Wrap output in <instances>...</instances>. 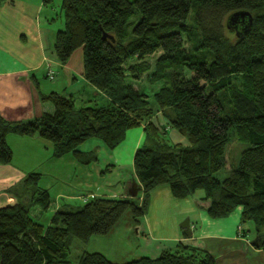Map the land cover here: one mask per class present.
Returning a JSON list of instances; mask_svg holds the SVG:
<instances>
[{"label": "trees", "instance_id": "1", "mask_svg": "<svg viewBox=\"0 0 264 264\" xmlns=\"http://www.w3.org/2000/svg\"><path fill=\"white\" fill-rule=\"evenodd\" d=\"M44 3L52 8L54 0ZM59 6L64 27L56 34V55L67 63L82 48L83 75L104 100L76 106L74 97L52 91L41 98L53 112L26 121L0 114V163L12 160L11 133L39 136L52 143L54 156L72 154L89 164L97 155L81 144L97 138L114 150L129 129L144 125L145 141L122 181L138 193L90 197L76 209H58L45 226L31 209L47 210L51 195L38 185L40 173H28L18 202L0 207V264H217L208 250L184 242L157 258L126 263L86 250L72 256L75 242L84 247L93 236L108 235L126 212L138 226L152 191L163 184L177 198L203 190L213 218L242 207L241 224L254 225L255 245L264 248V0H61ZM192 8L196 24L188 22ZM136 9L140 19L129 31ZM237 11L251 16L238 29L228 26ZM203 48L212 51L211 62L193 59ZM156 52L152 67L148 58ZM184 69L194 74L188 77ZM146 72L150 87L157 85L152 94L138 84ZM159 111L188 145L172 142L167 129L153 122ZM234 138L245 148L221 179Z\"/></svg>", "mask_w": 264, "mask_h": 264}, {"label": "crops", "instance_id": "2", "mask_svg": "<svg viewBox=\"0 0 264 264\" xmlns=\"http://www.w3.org/2000/svg\"><path fill=\"white\" fill-rule=\"evenodd\" d=\"M50 8L44 0L0 2V114L7 120L26 121L44 112H53V104L41 98L42 94L52 91L63 90L64 95L75 98L76 106L79 102L89 105L104 100L103 93L83 75L81 53L76 50L67 63L58 59L54 49L57 32L48 29L49 23L55 19L54 9ZM49 65L56 69L55 78L62 74L67 85L58 87L47 82L51 80L48 78ZM153 122L167 129L172 142L189 144L184 135L170 126L161 111L154 116ZM145 138L144 125L129 129L126 138L113 150L107 170L133 167L135 151ZM6 139L13 157L9 163H0V207L16 204L21 192L20 182L30 172L44 171V165L71 162L75 169L79 164L86 165L72 154L54 156L53 145L39 136L11 133ZM227 167L230 168V165ZM87 172L84 171L83 181L69 182L70 186L74 184L77 188L73 185L68 192L53 193L47 188L51 204L45 211H52L51 216H45L40 206L31 209L32 215L49 226L58 209H76L86 204L91 195L126 197L136 191L134 184L120 181L117 185H102L104 172L101 168L98 171L101 178H95L96 189L92 190ZM195 196L196 193L177 198L168 185H159L152 191L148 210L138 226L131 213L126 212L108 235L93 236L85 250L101 252L116 263H126L143 256L157 258L164 250L173 249L177 243L184 242L205 248L215 256L217 264H264V248L255 245V230L249 223L241 224L242 207L236 208L228 216L213 218L205 209L208 202L202 200L203 196ZM186 217L190 218L192 235L181 227ZM240 225L244 232L238 230Z\"/></svg>", "mask_w": 264, "mask_h": 264}, {"label": "rangeland", "instance_id": "3", "mask_svg": "<svg viewBox=\"0 0 264 264\" xmlns=\"http://www.w3.org/2000/svg\"><path fill=\"white\" fill-rule=\"evenodd\" d=\"M60 2L61 0H54V4L52 9H54L53 12V16L55 17L54 20H52L51 23H49L50 25L48 26V29H53L55 32H57L59 29L64 27V17H63V13L61 12L60 9ZM51 9V8H50ZM140 19V12L138 9H136L135 13L133 14L132 18H131V23L128 25V30L131 31L132 28L134 27V25L138 22V20ZM188 22L189 23H194L195 22V14H194V10L192 8L189 18H188ZM77 53H81V57H82V48L77 50ZM160 54V52H156L155 54H153L152 56H150L148 58V60L150 61L152 67H154L156 59L158 57V55ZM194 54H196L193 59H206L207 61L211 62L213 59V53L211 50L203 48L200 51L197 50L194 52ZM182 72V69H181ZM149 73L151 72H146L144 74H142V78L141 81L138 82V84L140 86H143L150 94L153 93V87H155V89L157 88V85H151V83L147 82V78L146 76L149 75ZM183 73L188 76L191 77L194 72L188 70V69H184ZM48 83H54L55 85H57L58 87H62L66 84V79L64 78V76L61 74L59 75L58 78H54L51 80L47 81ZM62 94L63 90H60ZM150 100L153 102L154 98L153 95H151ZM77 106H81V103L79 102L77 104ZM139 126L133 127L131 128V130L136 129ZM186 137V136H185ZM187 138V137H186ZM48 143L52 144L50 141H48ZM80 149L86 150V151H90V150H94V152L97 155V160H95L96 162L93 164H86V165H82L79 164L80 166H77V168L75 169V167L73 166V164L71 162H64L63 164H60L59 162L56 164L52 163L51 165H44L42 168V172L37 171V173L41 174V179L39 181V186L41 187H46L50 189V192H58V191H66L68 192V189L73 188V185H69L70 181L76 182L78 183L79 181H83L84 178V171L87 170L89 172H87L88 175V182L92 183V190L96 189V185H95V178L97 177V179H100V175H99V170L100 168L103 170V177L101 178V182L102 185L105 184H113V185H117L119 183V181L122 183L124 176L129 173L128 171L132 172L133 167L131 166H125V168H122L119 170L115 169L113 171H108L107 168L110 166L108 165V160H111L113 158V150L108 149L101 140L97 139V138H92L87 140L85 143L81 144ZM245 148L244 144L239 143L236 138H234L233 140H231V143L228 146V152H227V166L230 165L231 163H236L238 162L239 158H240V154L241 151ZM109 153H110V157H109ZM112 155V156H111ZM225 169H223L221 172L218 173V177L223 179L225 178V176H227L228 171H229V167H227ZM84 167V168H83ZM31 173V172H30ZM74 187L77 188L76 185H74ZM90 190V189H89ZM204 196V191L203 190H197L196 191V196L195 197H202ZM33 208V207H32ZM46 215L51 216L52 211H45L43 212ZM250 227L252 229H254V225L252 223H249ZM247 231V228H245ZM78 243L75 242L73 249H72V256L76 257L78 256L80 253H82V251H84V247L86 246H79L77 245Z\"/></svg>", "mask_w": 264, "mask_h": 264}, {"label": "water", "instance_id": "4", "mask_svg": "<svg viewBox=\"0 0 264 264\" xmlns=\"http://www.w3.org/2000/svg\"><path fill=\"white\" fill-rule=\"evenodd\" d=\"M249 15V19H251L250 14L247 11H237L234 12L232 15L229 16L228 18V26H234L236 29H238V24L244 23L246 16ZM103 37H110L114 40L112 35H109L107 33H104ZM138 193V190L133 191L131 193L132 196H136ZM181 227L185 229L187 234L192 235V230H191V222L190 218L186 217L182 222H181Z\"/></svg>", "mask_w": 264, "mask_h": 264}, {"label": "built area", "instance_id": "5", "mask_svg": "<svg viewBox=\"0 0 264 264\" xmlns=\"http://www.w3.org/2000/svg\"><path fill=\"white\" fill-rule=\"evenodd\" d=\"M56 74H57L56 69L52 65H49L48 66V77L50 79H54L56 77ZM93 196L94 195H91V197H93ZM87 200H88V198H87ZM239 230H242L240 226H239Z\"/></svg>", "mask_w": 264, "mask_h": 264}]
</instances>
